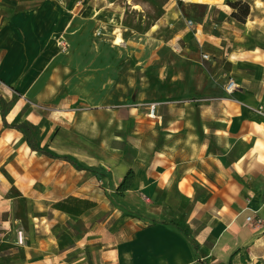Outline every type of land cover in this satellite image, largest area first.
I'll return each instance as SVG.
<instances>
[{"label":"crops","instance_id":"obj_1","mask_svg":"<svg viewBox=\"0 0 264 264\" xmlns=\"http://www.w3.org/2000/svg\"><path fill=\"white\" fill-rule=\"evenodd\" d=\"M0 96V264H264V0H0Z\"/></svg>","mask_w":264,"mask_h":264},{"label":"rangeland","instance_id":"obj_2","mask_svg":"<svg viewBox=\"0 0 264 264\" xmlns=\"http://www.w3.org/2000/svg\"><path fill=\"white\" fill-rule=\"evenodd\" d=\"M173 57L175 60L176 58ZM204 60V58L202 56ZM206 65L201 63H189L183 67V64H177L176 62L171 65L169 69H166L162 62L157 60L151 66L147 67L146 70L142 71L140 69L136 70L137 74V84L142 83L143 80L146 78L147 88L153 92V95H157L156 97H160L161 93H167V90L172 87L173 75L178 73H184L186 75L185 79H182L181 82L178 83L184 90L187 92H191V88L193 87V80H196L198 84L200 81V77L202 74V70L206 71ZM189 79L191 82H189ZM125 83H127V78H124ZM128 85V84H127ZM184 90L182 92H184ZM128 92V91H127ZM127 100V99H126ZM125 100V101H126ZM184 228V227H183Z\"/></svg>","mask_w":264,"mask_h":264},{"label":"trees","instance_id":"obj_3","mask_svg":"<svg viewBox=\"0 0 264 264\" xmlns=\"http://www.w3.org/2000/svg\"><path fill=\"white\" fill-rule=\"evenodd\" d=\"M230 4L233 7H236L238 9L237 12H234V15L236 17H238L240 20H244L246 15H248V13L250 11L249 5L246 3H243L241 1L230 2ZM4 102H5L4 98L2 96H0V104L2 106L4 105ZM2 114L5 115V111L3 109H2ZM6 125L9 127H14L16 129L20 130L24 134L29 146L33 150H37L39 152L45 153V154L50 155V156L58 157V155L53 154L48 149H46V148H44V147H42L36 143L35 131L32 129V127L30 125L25 124V123H20V124L6 123ZM63 157L69 158L68 156H63ZM132 181H133V171L130 170L118 188V190H120L121 194H123L127 189H129L131 187ZM185 231L187 232V230H185Z\"/></svg>","mask_w":264,"mask_h":264},{"label":"built area","instance_id":"obj_4","mask_svg":"<svg viewBox=\"0 0 264 264\" xmlns=\"http://www.w3.org/2000/svg\"><path fill=\"white\" fill-rule=\"evenodd\" d=\"M188 23L191 25L193 24L192 20H189ZM59 45L62 46L63 50H66L68 47V43L65 41V39L60 40ZM203 57L208 58V54L204 53ZM237 87H238L237 80L233 76H230L225 84L226 92L233 93L237 89ZM259 110H262V107ZM150 116H155V104L151 105ZM261 207L264 208V195L262 196ZM259 209L254 210L253 213L247 215L246 221L257 226H264V215L259 214ZM18 242L20 244L24 243L22 231L18 232Z\"/></svg>","mask_w":264,"mask_h":264}]
</instances>
